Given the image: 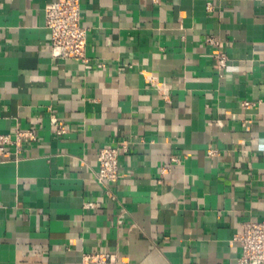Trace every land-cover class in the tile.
I'll use <instances>...</instances> for the list:
<instances>
[{
    "label": "crops",
    "instance_id": "crops-1",
    "mask_svg": "<svg viewBox=\"0 0 264 264\" xmlns=\"http://www.w3.org/2000/svg\"><path fill=\"white\" fill-rule=\"evenodd\" d=\"M54 1L0 0V264H235L264 220V0H80L89 63L52 55Z\"/></svg>",
    "mask_w": 264,
    "mask_h": 264
},
{
    "label": "built area",
    "instance_id": "built-area-1",
    "mask_svg": "<svg viewBox=\"0 0 264 264\" xmlns=\"http://www.w3.org/2000/svg\"><path fill=\"white\" fill-rule=\"evenodd\" d=\"M45 26L50 31L51 52L54 57L63 59H75L83 63H89L88 56V28L83 24L80 0H57L45 7ZM209 42L217 44L213 52L220 70L227 65V54L219 50V42L210 38ZM98 63V66H102ZM151 86L165 99L168 98V89L154 75L148 77ZM249 106L250 102H244ZM56 122V119L53 118ZM248 125V124H247ZM65 132L64 127L57 130L58 134ZM17 143L23 138L36 139L32 131H16ZM10 140L8 134H0V151L3 144ZM139 142L137 139H126L117 145L107 144L100 148L99 165L96 177L99 183L105 187V192L113 196L111 186L119 180L120 155L127 152L132 144ZM209 153L216 154L215 149H209ZM174 160L179 158L174 157ZM87 207H93L94 203H87ZM236 239L241 244V252L235 264H264V220H247L243 223L241 231ZM82 264H121V258L117 253L98 252L84 254Z\"/></svg>",
    "mask_w": 264,
    "mask_h": 264
}]
</instances>
